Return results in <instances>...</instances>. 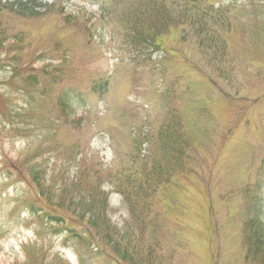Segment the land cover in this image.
Segmentation results:
<instances>
[{"label":"rangeland","instance_id":"1","mask_svg":"<svg viewBox=\"0 0 264 264\" xmlns=\"http://www.w3.org/2000/svg\"><path fill=\"white\" fill-rule=\"evenodd\" d=\"M5 1L0 264H264V0Z\"/></svg>","mask_w":264,"mask_h":264},{"label":"trees","instance_id":"2","mask_svg":"<svg viewBox=\"0 0 264 264\" xmlns=\"http://www.w3.org/2000/svg\"><path fill=\"white\" fill-rule=\"evenodd\" d=\"M0 4H1V1H0ZM20 6H22L23 8L26 7V5H24L22 3L20 4ZM86 223H87L88 226H92L95 231H99L100 228L102 226H104V221L96 213L95 214L91 213V215L88 218V220L86 221Z\"/></svg>","mask_w":264,"mask_h":264}]
</instances>
